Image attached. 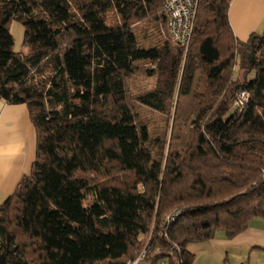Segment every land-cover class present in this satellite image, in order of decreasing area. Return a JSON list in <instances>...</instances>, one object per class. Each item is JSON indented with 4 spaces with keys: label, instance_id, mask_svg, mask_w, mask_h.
<instances>
[{
    "label": "trees",
    "instance_id": "obj_1",
    "mask_svg": "<svg viewBox=\"0 0 264 264\" xmlns=\"http://www.w3.org/2000/svg\"><path fill=\"white\" fill-rule=\"evenodd\" d=\"M231 1L200 0L184 48L163 0H0V100L36 137L0 264H193L188 245L264 219V28L238 42ZM138 74L156 82L131 95Z\"/></svg>",
    "mask_w": 264,
    "mask_h": 264
},
{
    "label": "crops",
    "instance_id": "obj_2",
    "mask_svg": "<svg viewBox=\"0 0 264 264\" xmlns=\"http://www.w3.org/2000/svg\"><path fill=\"white\" fill-rule=\"evenodd\" d=\"M228 22L238 42L261 34L264 0H232ZM35 144V130L26 106L8 105L0 100V205L13 193L21 177L29 173ZM257 219L251 220L248 228L232 239L219 235L199 244L198 252L217 255L223 264H264V222Z\"/></svg>",
    "mask_w": 264,
    "mask_h": 264
},
{
    "label": "built area",
    "instance_id": "obj_3",
    "mask_svg": "<svg viewBox=\"0 0 264 264\" xmlns=\"http://www.w3.org/2000/svg\"><path fill=\"white\" fill-rule=\"evenodd\" d=\"M199 1L163 0L162 10L166 16V33L173 44L184 48L188 46ZM247 99L248 94L240 92L235 105L242 109L246 105Z\"/></svg>",
    "mask_w": 264,
    "mask_h": 264
},
{
    "label": "rangeland",
    "instance_id": "obj_4",
    "mask_svg": "<svg viewBox=\"0 0 264 264\" xmlns=\"http://www.w3.org/2000/svg\"><path fill=\"white\" fill-rule=\"evenodd\" d=\"M161 31H162L161 34L164 35V32H165L164 29H162ZM10 32H11L13 39H14L13 50L15 52H19L21 50H26L22 46L23 29H22L21 25L18 23H15V22L12 23L11 27H10ZM157 32H158V30H155V33H157ZM165 35H166V32H165ZM263 56H264V51L262 53H258V57H263ZM234 74H235V76L237 75V68H235ZM155 82H156V78L154 76L148 77V76H144L142 74L141 75L138 74V75L132 77L131 80L129 81L128 92L131 95H135L138 92H144V91L150 90L154 87ZM256 221L264 222V220H262L261 218L257 219ZM219 235H224V234H223V232L217 231L214 234V238H217ZM199 244H201V243H199ZM199 244H190L187 246V250L195 255V259H194L193 264H223L222 258L220 259V257H218L217 255H213V254L208 255L206 253H203V254L199 253L197 250L199 247L198 246ZM193 250H195V251H193ZM143 257H144V254L139 256L138 257L139 259L137 258V261H135V262L137 263L139 260L143 259ZM130 264H133V263H130ZM139 264H150V262L149 261H142ZM155 264H165V262L160 260V261H157Z\"/></svg>",
    "mask_w": 264,
    "mask_h": 264
},
{
    "label": "water",
    "instance_id": "obj_5",
    "mask_svg": "<svg viewBox=\"0 0 264 264\" xmlns=\"http://www.w3.org/2000/svg\"><path fill=\"white\" fill-rule=\"evenodd\" d=\"M252 59H253V55L251 54V55H250V60L252 61Z\"/></svg>",
    "mask_w": 264,
    "mask_h": 264
}]
</instances>
